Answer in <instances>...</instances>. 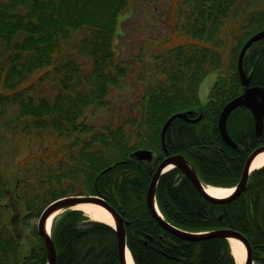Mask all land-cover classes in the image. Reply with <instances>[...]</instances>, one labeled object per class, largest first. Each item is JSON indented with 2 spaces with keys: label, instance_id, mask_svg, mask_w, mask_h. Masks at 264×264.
Returning a JSON list of instances; mask_svg holds the SVG:
<instances>
[{
  "label": "trees",
  "instance_id": "1",
  "mask_svg": "<svg viewBox=\"0 0 264 264\" xmlns=\"http://www.w3.org/2000/svg\"><path fill=\"white\" fill-rule=\"evenodd\" d=\"M132 2L0 0V107L7 102L17 105L18 120L24 117L28 122L16 129L23 135L29 130V135L37 131L40 139L50 132L67 139L78 135L62 158H50L39 169L23 166L34 158L22 161L13 189L0 170V264H47L44 239L29 225L51 202L76 194L102 196L129 221L128 244L136 264H236L225 239L188 242L166 231L151 214L146 194L157 166L174 154L184 155L204 183L228 187L240 180L250 144L256 142L252 115L239 108L229 118L237 149L223 141L218 120L223 107L243 92L239 50L254 31L253 23L264 25V12L260 18L249 17L237 34L231 21L240 0H174L178 19L173 23L177 31L173 43L150 58L141 52L140 58L125 61L116 53L115 41L120 17ZM75 35L79 40L73 49L83 61L64 55L65 44ZM232 42L230 53L222 56V48ZM87 63L92 64L90 72L85 70ZM245 67L254 71L251 85L264 86V48L258 57L248 53ZM138 71L152 80L145 84L148 92L139 117L91 133V126L80 118L90 108L106 107L112 91ZM214 71L220 76L210 96L200 101V85ZM36 74H40L38 82L53 81L57 90L53 99L42 95L35 101L32 77ZM194 108H199L195 115L203 113V118L196 124L175 119L167 130L165 149L161 132L167 119ZM88 133L84 140L81 136ZM131 134L139 145L128 144ZM138 149H151L154 161L131 157ZM156 194L162 214L174 226L191 232L238 230L264 264V168L252 173L245 194L228 203L207 200L179 169L161 176ZM7 199L9 205H2ZM19 206L25 209L24 218L18 220L17 215L10 220L28 228L34 243L27 254L18 242L19 227L12 231L4 213ZM52 238L57 264H119L116 231L90 221L82 211L63 212L54 223Z\"/></svg>",
  "mask_w": 264,
  "mask_h": 264
},
{
  "label": "rangeland",
  "instance_id": "2",
  "mask_svg": "<svg viewBox=\"0 0 264 264\" xmlns=\"http://www.w3.org/2000/svg\"><path fill=\"white\" fill-rule=\"evenodd\" d=\"M255 11V9H261L260 3L263 0H248L242 3L243 7H247ZM178 5L174 4L173 0H134L130 9L126 11L121 18V23L118 28V34L115 41V50L120 58L123 60H133L135 57L140 58V53L146 58L153 56L152 54L158 53L167 47L165 44H172V39L175 37L177 31L173 27V23L178 19L175 12ZM234 15V14H233ZM239 20L236 16L233 17L231 23H233L236 28L239 26L237 23ZM79 40L78 35H75L74 40L70 41L68 45L64 46L65 57L73 56L78 57L73 49L74 43ZM234 44V42H232ZM233 44L227 45L222 48V56L229 54ZM145 53V54H144ZM143 57V58H144ZM79 61H83V57H78ZM86 61L90 62V58H86ZM87 72L92 70V64L87 63L85 68ZM145 71L142 73L139 71L134 72L133 75L129 76L128 79L122 81L121 86L114 89L109 95V102L104 108H90L86 112L83 119L80 118V122L84 120L88 123L89 130L91 133L97 134V132L106 129L107 127L112 128L122 125L129 121V117L138 118L140 115V108L143 104V95L148 92L146 83H152V80L144 75ZM40 74H36L32 77L35 88L33 89L32 95L37 101L40 96H49L53 99L54 95L57 94L55 85L50 81V79L44 78L43 82H38V77ZM145 77L143 79V77ZM220 76V71H214L208 74V76L201 83V93L205 96H201L202 101L208 98L207 90H209V85ZM149 79V80H146ZM52 80V79H51ZM200 89V88H199ZM7 95H10L7 93ZM4 107L0 113V170L4 178L7 180V187L13 189L16 185V180L19 171L22 166V161L24 162L27 158H34L28 164L27 168L36 170L39 167H43L47 164V160L54 157L62 158L61 155L67 153L69 145L78 138V135L72 136L70 139L58 138L56 136L50 135V133L43 134V139L37 138V131L31 132L26 131L25 134H21L17 128H22L23 125L27 124V120L22 117L18 120L20 111L17 110V105L7 102L3 103L0 108ZM129 131V127H126ZM120 137L119 135H117ZM134 135H128V144L130 146H135L140 144V140L136 138L133 141ZM84 140L90 137V133L81 136ZM133 141V142H132ZM35 155V156H32ZM10 201L4 200L2 205H9ZM1 209V208H0ZM15 212H4L7 219V226L12 229L13 227L20 226L17 237H22L26 233L24 227L26 225H17L10 218L15 214H19L20 218H24L26 212L22 206H19L14 210ZM12 214V215H11ZM37 222V221H36ZM33 222L29 227L33 228V225L37 224ZM26 237L23 236V239ZM32 240H27L23 243L22 251L23 254L30 252L33 246Z\"/></svg>",
  "mask_w": 264,
  "mask_h": 264
},
{
  "label": "water",
  "instance_id": "3",
  "mask_svg": "<svg viewBox=\"0 0 264 264\" xmlns=\"http://www.w3.org/2000/svg\"><path fill=\"white\" fill-rule=\"evenodd\" d=\"M264 38V30L261 32L253 35L248 42L243 47L240 56H239V73L241 78V83L245 87V91L242 95L236 97L235 99L231 100L226 104L223 108L220 118H219V129L224 141L232 147H237V144L231 138L228 132V118L232 111L236 108L245 106L249 108L255 117V125H256V136L262 137L264 131V88L260 86H250L251 77L248 76L246 73L243 62L246 51L250 46H252L255 42L259 41L260 39ZM192 111L187 112H179L171 116L167 122L165 123L163 130H162V141L165 145V136L167 129L171 125V123L176 118H181L185 120H189L191 122H198L202 119V116L196 119H190L189 116L192 114ZM264 151V147L256 150L247 160L245 168L242 173L241 180L238 184L237 190L233 195L224 199H217L210 196L204 187V184L199 179L195 169L188 163L187 159L181 155L176 154L169 156L166 158L157 168L155 173L152 176L150 185L147 190V205L152 212L153 216L159 221V223L168 231L174 233L175 235L187 240V241H201L209 238H235L240 240L244 243L247 248V263L246 264H253V252L252 246L248 239L239 231L233 229H219L210 233L205 234H189L178 230L177 228L171 226L168 222H166L159 212L157 205H156V190L159 179L161 175L165 172L168 166H174L179 168L189 179L190 181L196 186V188L201 192V194L210 201L216 203H224L230 200H233L240 196L244 190L246 189L248 179H249V172L251 169V165L253 163L254 158L260 153ZM133 157H136L140 160L144 161H152L154 154L151 150L148 149H140L132 153ZM111 168V167H110ZM109 168V169H110ZM80 203H94L98 204L104 208H106L113 216L116 221L117 225V234H118V251L121 264H127V239H126V228L124 224L123 217L112 207L110 204L102 197L97 195H78L72 197H66L55 201L54 203L50 204L45 211L43 212L39 224H38V232L44 238L46 242L47 252H48V260L49 264H57V252L55 248L54 241L52 240L51 235L48 233L46 226L49 217L56 211L62 209H69L72 208Z\"/></svg>",
  "mask_w": 264,
  "mask_h": 264
},
{
  "label": "bare ground",
  "instance_id": "4",
  "mask_svg": "<svg viewBox=\"0 0 264 264\" xmlns=\"http://www.w3.org/2000/svg\"><path fill=\"white\" fill-rule=\"evenodd\" d=\"M264 166V151L258 154L253 163H252V170L260 169ZM173 166H168V169H171ZM206 192L216 198H223L231 195L233 193L234 189L232 188H223V187H216L213 185H205ZM75 209H79L83 211L91 220L98 221V222H104L106 224H109L111 226H115L116 222L112 216V214L104 207L94 204V203H80L74 207ZM60 212L56 211L54 212L47 221V231H51L52 223L55 218V216ZM230 243L232 245V252L235 256V259L238 264H244L246 260V247L245 245L235 238L230 239ZM128 264H134V260L132 259L130 253H128Z\"/></svg>",
  "mask_w": 264,
  "mask_h": 264
},
{
  "label": "flooded vegetation",
  "instance_id": "5",
  "mask_svg": "<svg viewBox=\"0 0 264 264\" xmlns=\"http://www.w3.org/2000/svg\"><path fill=\"white\" fill-rule=\"evenodd\" d=\"M263 9L262 10H264V3H263ZM243 18H244V16H243ZM256 47V48H255ZM261 48H264V46H262V44H256L255 46H253L251 49H250V51H249V53L251 52H253V54L255 53V56L256 57H258V55L260 56V51H261ZM248 72H249V74L250 75H252L253 74V72H251L250 70H248ZM251 145V151H250V153L251 152H253V151H256L258 148H260L262 145L264 146V142L262 143V144H259V143H257V142H252V144H250ZM249 153V154H250ZM119 264H120V262H119Z\"/></svg>",
  "mask_w": 264,
  "mask_h": 264
}]
</instances>
